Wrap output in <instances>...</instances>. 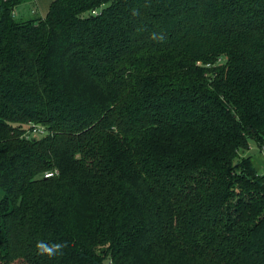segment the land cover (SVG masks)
I'll return each mask as SVG.
<instances>
[{"label": "trees", "instance_id": "obj_1", "mask_svg": "<svg viewBox=\"0 0 264 264\" xmlns=\"http://www.w3.org/2000/svg\"><path fill=\"white\" fill-rule=\"evenodd\" d=\"M46 12L0 0V264H264V0Z\"/></svg>", "mask_w": 264, "mask_h": 264}, {"label": "rangeland", "instance_id": "obj_2", "mask_svg": "<svg viewBox=\"0 0 264 264\" xmlns=\"http://www.w3.org/2000/svg\"><path fill=\"white\" fill-rule=\"evenodd\" d=\"M51 1L52 0H36L37 4L39 5V11L42 14L47 13L46 9L49 7L48 4ZM246 153L248 155H252L255 166H257V168L261 174H264V148L259 147L254 140H251L249 149ZM56 172H57V169L54 173H56Z\"/></svg>", "mask_w": 264, "mask_h": 264}, {"label": "built area", "instance_id": "obj_3", "mask_svg": "<svg viewBox=\"0 0 264 264\" xmlns=\"http://www.w3.org/2000/svg\"><path fill=\"white\" fill-rule=\"evenodd\" d=\"M34 131H38V132H43V129H41V128H36ZM54 174V172H47L46 174H45V176H51V175H53Z\"/></svg>", "mask_w": 264, "mask_h": 264}, {"label": "crops", "instance_id": "obj_4", "mask_svg": "<svg viewBox=\"0 0 264 264\" xmlns=\"http://www.w3.org/2000/svg\"><path fill=\"white\" fill-rule=\"evenodd\" d=\"M35 1H36V0H35ZM36 4H37V2H36ZM49 4H50V3H49ZM49 4H48V5H49ZM48 5H47V6H48ZM37 7H38V9H39V5H38V4H37ZM46 10H48V8H47Z\"/></svg>", "mask_w": 264, "mask_h": 264}]
</instances>
